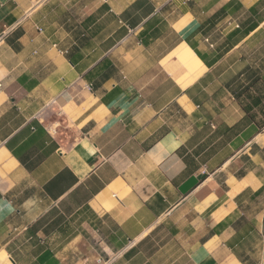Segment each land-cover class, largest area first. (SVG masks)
I'll list each match as a JSON object with an SVG mask.
<instances>
[{
	"label": "crops",
	"instance_id": "obj_1",
	"mask_svg": "<svg viewBox=\"0 0 264 264\" xmlns=\"http://www.w3.org/2000/svg\"><path fill=\"white\" fill-rule=\"evenodd\" d=\"M249 2L0 0V227L44 216L14 242L17 259L264 264V182L246 168L256 152H241L247 140L249 149L264 143V3ZM45 37L62 42L47 51V74L29 63ZM149 46L166 48L159 64L167 79L155 90L147 77L108 91L110 78L103 93L93 91L104 65L82 75L117 50L140 64ZM177 93L184 99H172ZM204 105L231 127L223 139L193 137L186 160L176 149L180 121H199L191 109ZM85 117L93 139L61 134ZM157 199L166 206L154 212L147 205ZM45 227L42 242L36 233ZM0 264H16L8 248L0 247Z\"/></svg>",
	"mask_w": 264,
	"mask_h": 264
},
{
	"label": "clouds",
	"instance_id": "obj_2",
	"mask_svg": "<svg viewBox=\"0 0 264 264\" xmlns=\"http://www.w3.org/2000/svg\"><path fill=\"white\" fill-rule=\"evenodd\" d=\"M46 3H54L55 0H45ZM257 0H250V2L246 5V7H251L252 4L256 3ZM62 4H70V0H61ZM261 3H264V0H261ZM171 29H169V32ZM224 39L223 36L220 37L219 40H217L214 44L209 45V51H212L215 49L217 44H220L221 41ZM62 42L57 41L53 37H45L40 44H38L33 50L30 52V61L29 63L32 64L35 67H39L42 65L41 71L45 74L52 71V69L49 67L50 60L47 56V51L50 47H52L54 44H59ZM143 41H141V44L143 45ZM129 47H134L130 45ZM247 46L245 45V48ZM243 51L244 49H240ZM164 51H166V48L162 47L158 52L154 51L152 47H144L143 54L144 59L141 61L140 64H137L135 62L136 58L134 57L132 60H128L125 57L124 53H120L117 50V54L114 55L112 59H110V56H113L112 53H109L108 55L103 56L101 59L95 62L94 65H89V67L85 68L82 72V75H87L90 71H93L95 68H99L101 65H104V70L99 74L98 79L90 83L89 87L95 91L97 88L100 89V92H104L105 88V81H108L110 78L111 81L107 85L108 91H111L113 88L117 86V83L119 82L122 86L125 88H128L132 86L134 81L137 82H143L147 77H151V80H149L150 83L153 84V90L159 87L160 84L164 82L167 78L163 76V70L160 68L159 59L160 56L164 54ZM235 54V53H234ZM107 62V63H106ZM114 77V78H113ZM141 95H145V93L141 92ZM147 95H151V93H148ZM180 100L184 99V96L181 93H177L176 96H173L172 99ZM110 99V98H109ZM168 104H171V100L168 101ZM168 105H165L167 107ZM113 111H118L117 109H113ZM191 111H197L200 112V118L199 121L194 119L192 116H188L186 119H182L180 123L184 126V135L180 140V143L176 145V149H179L181 153H183L184 158L186 160L193 159L192 152L193 148L189 147V142L192 140L193 137L200 135V136H212L214 139L221 138L223 139V136H226L228 131L230 130L229 126H223L220 123L221 117L217 116L216 113L212 111V109L208 105L203 106V111H201L200 108H193ZM219 111V109H217ZM83 115V114H82ZM155 115V113H153ZM207 116V121L204 120V116ZM199 123L200 127H195V125ZM87 125V127H85ZM63 131L62 135L68 137L69 139H72L75 137L77 140H79L80 137H84L85 139H93V132L95 131L93 129L92 123H90V118L85 117L84 120L79 124H72L69 125L67 123L62 125ZM75 129H80V131L77 133ZM71 133V135H69ZM213 134H215L213 136ZM101 136L103 133L100 134ZM255 135V134H254ZM259 135L264 136V123H261V127L259 129ZM95 142V141H94ZM252 144L251 140H247L244 144V147L241 149V152H248V155H251L252 151L256 152V156L252 158L251 161L247 162L246 168L249 170L250 174H255L259 177L261 182H264V143L259 144L256 146L253 144L252 148L249 149L248 145ZM183 145V147H181ZM72 145H69L71 147ZM55 147V145H53ZM195 147V146H193ZM187 149V151H185ZM98 150V149H97ZM235 149L229 145V148L225 151V155L228 151H234ZM175 151V150H174ZM241 153L237 152L236 155L239 156ZM222 158V157H221ZM210 164L212 162H209ZM243 166V165H242ZM201 172L208 171L207 167H202L199 169ZM231 181H229L230 183ZM145 192H147V188L144 189ZM213 197L209 196L208 200H212ZM262 202H264V198H262ZM204 203H207V201H204ZM152 211L156 212L158 210H162L166 205L163 200L157 199V201L153 202L152 204L147 205ZM193 208H195V204L193 205ZM50 209L45 208L44 212H48ZM196 211H199L203 213L205 210L203 207H200L196 209ZM261 216L264 217V211L261 212ZM4 217L0 216V220H3ZM200 220H204V216L198 217ZM231 219V217H230ZM44 220V216L41 213H36L35 215H32L29 217H20L19 221L13 220L12 222H7L3 225V227H0V247L8 248L10 252L13 253V260H16V264H24L23 261L17 259V252L19 250V245H14V242L18 239H22L21 233L24 232L25 225H27L28 228L35 229L39 227L41 221ZM210 227H214V224H210ZM48 230L47 227L41 229L39 232L36 233L38 237L41 238V241L43 242L44 239V231ZM9 233H11V236H9ZM31 238V237H30ZM176 260H179V257H176ZM163 264H168V261H163ZM172 264H176V261H172ZM235 264H240V261H235Z\"/></svg>",
	"mask_w": 264,
	"mask_h": 264
},
{
	"label": "built area",
	"instance_id": "obj_3",
	"mask_svg": "<svg viewBox=\"0 0 264 264\" xmlns=\"http://www.w3.org/2000/svg\"><path fill=\"white\" fill-rule=\"evenodd\" d=\"M262 240H263V244H264V227H263V230H262Z\"/></svg>",
	"mask_w": 264,
	"mask_h": 264
},
{
	"label": "rangeland",
	"instance_id": "obj_4",
	"mask_svg": "<svg viewBox=\"0 0 264 264\" xmlns=\"http://www.w3.org/2000/svg\"><path fill=\"white\" fill-rule=\"evenodd\" d=\"M264 89V88H263Z\"/></svg>",
	"mask_w": 264,
	"mask_h": 264
}]
</instances>
